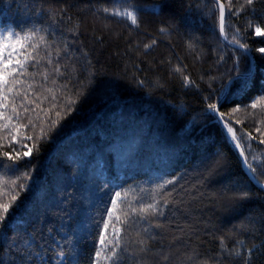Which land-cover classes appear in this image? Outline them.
I'll return each instance as SVG.
<instances>
[{"label":"trees","instance_id":"1","mask_svg":"<svg viewBox=\"0 0 264 264\" xmlns=\"http://www.w3.org/2000/svg\"><path fill=\"white\" fill-rule=\"evenodd\" d=\"M219 1L228 40L219 31L221 11L215 0H0V33L43 29L40 34L50 47L41 45L40 55L53 61L29 68L32 73L47 69L48 80L22 77L17 86L35 104L23 96L13 102L9 93L8 107L0 109L12 116L15 106L20 117L0 119V125L8 124L0 127V203L17 197L0 229L8 237L7 243L0 238L3 261L19 264L28 241L33 252L44 255V261L34 257L29 264H56L54 252L60 246L67 264L73 255L79 264H90L111 198L121 192L116 206L121 220L129 203L139 207L153 198L164 215L149 217L147 223L130 221L126 231L117 224L128 248L120 264H135L138 232L153 237L148 242L152 254L169 256L161 261L150 254L147 264H192L187 257L193 252L208 264L216 259L242 264L248 248L250 264H264V231L249 234L238 228L250 215L264 213V190L246 171L222 121L207 109L208 103L221 100L231 78L254 68L246 81L237 77L231 82L220 111L242 138L241 147L264 182V166H258L264 162V54L259 52L264 35L256 33L257 27L264 31V0L242 9L244 0H231V11L229 0ZM105 7L135 8L139 26L103 12ZM234 34L247 45L252 61L245 50L229 44ZM152 41L156 43L145 49ZM57 65L60 72L53 73ZM177 66L182 73L175 71ZM184 76L194 83L185 85ZM22 102L35 111L25 113ZM253 102H258L256 109L248 107ZM53 103L57 107L49 112ZM237 106L240 110L233 112ZM45 113L58 121L55 127L43 123ZM29 118L35 128L23 127ZM29 149L31 155L24 156ZM217 151L225 166L210 174L207 158ZM5 152L20 158L10 160ZM232 185L249 191L251 199L226 201L224 190ZM161 197L169 203L163 205ZM221 237L229 248L242 240L241 256H217Z\"/></svg>","mask_w":264,"mask_h":264},{"label":"snow or ice","instance_id":"2","mask_svg":"<svg viewBox=\"0 0 264 264\" xmlns=\"http://www.w3.org/2000/svg\"><path fill=\"white\" fill-rule=\"evenodd\" d=\"M255 3V0H244V5L241 6V9L244 6H253ZM221 15H220V22H219V31L220 34L224 37L225 40H228V34L225 31L224 26V5L219 4ZM105 13H110L113 16H120L123 18H126L132 25L139 26V20L136 13V9H109L107 7L102 9ZM229 11H231V0H229ZM53 15L58 14L57 11L53 10ZM71 19V17H69ZM251 26V24H250ZM43 31V29H31L27 32H24L23 35L14 33V32H8L7 35H4L0 33V109L8 107L7 104L4 103V101L8 100V94L13 93V102L16 97L23 96L24 101H27L29 104H35V100H29L27 92L23 91L21 88L17 87L18 85H21L22 77H33L34 75H40L44 80L49 79V72L47 69H44L41 72L38 73H32L29 72V68H35L42 60H47L48 64H52L53 61L48 56H41L40 55V46L44 45L46 48L50 47L49 42L47 41L46 37L44 35H41L40 33ZM69 31H74V29H69ZM161 31H165V29H161ZM237 33L239 32V29L236 30ZM256 33L258 35H264V31L261 30L260 27L256 28ZM232 44H235L239 46L240 48L247 49V45L241 44L240 41L236 38V35L234 34L232 36L231 41H229ZM156 42L152 41L150 44H145L144 48L149 49L154 45ZM192 45L190 44V47ZM29 49H31L29 51ZM64 52L68 51V45L65 43L64 45ZM259 52L264 54V48L259 49ZM59 55V51L57 52ZM220 59L222 60L223 57L221 56ZM176 72H183V69L177 66L175 68ZM254 71L253 68H249L247 72L244 73H237V76L242 80H247L249 73ZM53 73H59L60 72V66L57 65L52 69ZM185 85L194 83L191 81L187 76L183 77ZM53 83L55 81L53 80ZM27 89H31V84L25 85ZM48 93L51 94V99L55 101L56 97L54 94L53 89L49 88L46 90ZM48 97L45 96L44 99H47ZM261 99H264L262 97ZM73 103V101H69V104ZM21 107H23V102L21 104ZM39 104H36V108H39ZM57 106L55 103L52 104L51 109H49V112L52 109H55ZM222 105L219 103V101L214 103H208L207 109L210 111L212 115H216L220 118L221 121H223L225 128L227 129V132L230 133V139L235 143V147L239 149L240 155L243 159V163L245 167L249 170V172L252 173L251 179L259 186L261 190H264V182H261L259 177L256 174V168L253 167L252 163H249L248 156L245 155L244 149L241 147V139L238 138L236 134V130L231 126V124L224 120L225 113L220 111V108ZM248 107L251 109H256L258 107V102H253ZM239 107L233 108V112L239 111ZM12 116H6L3 111H0V119H6L8 121H12L13 117L16 119H19V112L17 111V108L13 106L11 108ZM23 111L25 113L29 111H35V109H29L28 107H23ZM61 113L56 112V116L60 117ZM48 113H45L46 119L43 121V123H47L50 127H55L58 124V121H52L47 119ZM43 123L40 127V136L41 138L46 137V131L43 127ZM236 123H240V121H236ZM260 123H264V120H261ZM32 126L35 128V124L32 119H28V123L26 125H23V127ZM0 127L8 128V124L0 125ZM257 132L260 131L259 128L256 129ZM249 136L251 134L249 133ZM28 139H32L31 136L28 137ZM261 143H264V140L261 141ZM33 147H36L33 145ZM4 155L8 157L10 160H17L19 159V154H17L16 157H12L9 155V153L5 152ZM24 156L31 155V149L29 151L24 152ZM222 153L215 152L212 156H209L207 158L208 163L205 165L209 173H214L216 171H219L222 169L225 165L222 163ZM253 161H256L258 158L256 156L252 157ZM258 166H264V162H260ZM25 177L28 176V173L23 174ZM19 179V177H17ZM167 184L173 183V181H165ZM21 188L24 187V185H20ZM229 193H231L229 195ZM121 192H116L114 194V197L111 198V207L107 210L106 216L107 219L102 221L100 224V231L97 236V247L94 250V254L90 260V264H120V261L122 259V253H125L128 251V248L126 246H123L121 241L123 237L121 236L122 229L117 227V224H124L126 231L127 226L129 225L130 221L134 223H139L140 221H144L145 223L148 222L149 217H155V216H163L164 211L161 206L160 201H157L155 198H153L152 203L143 204L141 203L139 207L133 206L131 203L127 205V210H121L123 212V220H121L120 216L116 215V206H117V198L121 197ZM127 196V193L124 194ZM223 198L226 201L230 202H240V201H248L251 199V193L244 188H241L237 185H232L231 187H227L224 190ZM161 200L163 202V205H167L169 201L167 199H164L161 197ZM16 201L17 197L12 196L11 201L8 203H0V229H2L8 217L11 215L10 209L16 207ZM247 219V224H245L243 221L238 226L240 231L247 232L249 234H255L258 230L264 231V213H260L258 216L250 215ZM259 223L261 225L260 229H257L256 225ZM156 227H161L159 223L155 225ZM149 229L144 228L143 232L148 233ZM137 236L138 239L134 240L133 243L138 245L137 249L135 250V254L137 256L135 264H147V258L151 253V249L149 247V240H151L153 237L148 236L147 238L141 236V234L138 232ZM0 238L3 239L5 243H7L8 237L0 233ZM220 249L221 251L217 253V256L219 257H240L241 256V249L240 244L243 243L242 240L236 241V243L233 245L232 248H229L226 243H224V238H220ZM17 241L13 239L12 246L14 247L16 245ZM27 245V248L24 253H21V258L19 261V264H29L30 261L33 260V258H37L40 261H44V255L41 254V252H33L31 250V243L28 241L24 242ZM152 255L159 256V260L161 261H167L169 259V256L167 254H160L155 253ZM252 255V249H247V257L243 258L242 264H250V257ZM198 256V253L193 252L192 255H189L187 257V260L192 261V264H208V260L205 261H198L195 259V257ZM54 260L56 261V264H61V262H64V264H67V261H64L65 258V252L63 250V247L60 246L59 251L54 252ZM72 264H79V261L75 255H73L71 258ZM212 258L209 257V260ZM0 264H8V262L3 261L2 258H0ZM46 264V262H45ZM157 264H159V261H157ZM213 264H225L223 259H216L213 261Z\"/></svg>","mask_w":264,"mask_h":264},{"label":"water","instance_id":"3","mask_svg":"<svg viewBox=\"0 0 264 264\" xmlns=\"http://www.w3.org/2000/svg\"><path fill=\"white\" fill-rule=\"evenodd\" d=\"M218 4H222L219 0H215ZM224 16H225V8H224ZM222 36V35H221ZM222 38H223V40H225L224 39V37L222 36ZM229 44L230 45H232V46H235V47H239V46H237V45H235V44H232V43H230L229 42ZM240 48V47H239ZM241 49H243V48H241ZM243 50H245V49H243ZM248 54H249V56H250V58H251V61H252V56H251V53L246 49L245 50ZM254 69V68H253ZM249 74H251V73H249ZM238 76L237 75H235L233 78H231L230 80H229V82H228V84H227V90H226V92H225V94H224V96L221 98V100L219 101V103L221 104V102L226 98V95H227V92H228V89H229V86H230V84H231V82L234 80V79H236ZM219 118V117H218ZM220 119V118H219ZM222 123H223V121H222ZM223 126H224V123H223ZM225 127V126H224ZM228 133V132H227ZM229 134V133H228ZM238 151H239V149H238ZM240 153V152H239ZM242 158V157H241ZM242 161H243V159H242ZM244 164V163H243ZM245 166V165H244ZM245 169H246V171L248 172V174L250 175V177L252 176V173L251 172H249V170L245 167Z\"/></svg>","mask_w":264,"mask_h":264}]
</instances>
